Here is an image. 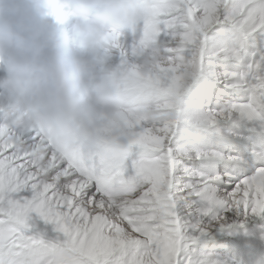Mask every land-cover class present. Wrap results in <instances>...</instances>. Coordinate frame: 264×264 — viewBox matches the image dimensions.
I'll return each mask as SVG.
<instances>
[{"label": "snow or ice", "instance_id": "snow-or-ice-1", "mask_svg": "<svg viewBox=\"0 0 264 264\" xmlns=\"http://www.w3.org/2000/svg\"><path fill=\"white\" fill-rule=\"evenodd\" d=\"M145 2L127 151L0 138V264H264V0Z\"/></svg>", "mask_w": 264, "mask_h": 264}, {"label": "clouds", "instance_id": "clouds-1", "mask_svg": "<svg viewBox=\"0 0 264 264\" xmlns=\"http://www.w3.org/2000/svg\"><path fill=\"white\" fill-rule=\"evenodd\" d=\"M147 10L145 0H0V95L8 101L0 123L42 133L61 153L101 142L125 99L119 76L99 78L85 53L105 49ZM69 18L67 36L59 25ZM112 135L125 150L128 137L118 128Z\"/></svg>", "mask_w": 264, "mask_h": 264}, {"label": "bare ground", "instance_id": "bare-ground-1", "mask_svg": "<svg viewBox=\"0 0 264 264\" xmlns=\"http://www.w3.org/2000/svg\"><path fill=\"white\" fill-rule=\"evenodd\" d=\"M52 19L53 23H56L54 18ZM75 21L72 18H69L66 20L63 24H60L59 27L64 31L65 35L70 36L71 35V29L72 25ZM143 26L144 21H140L133 29H125L122 33H118L120 37V43L123 49L128 50L129 46L134 42L138 41L142 34H143ZM115 47V41L114 40H108L107 47L105 49H100L96 52H89L88 55H86V58L95 65L96 72L99 78L107 79L112 76V74H117L120 78V83L122 87V94L125 99V105L124 107L118 111L115 114V117L110 122L108 128L105 129V139L110 141L108 144L99 142L98 144L104 145L109 153L113 156H117L121 153H124L127 151V149L130 146V140L131 137L128 134L127 131V119L124 115L125 112L131 111L133 106L131 103L133 102L132 99V92H131V86L126 83L125 80V72L128 64L135 65L136 67H139L140 70L144 73H147L150 68L151 64V58L150 56H143V59H141V55H137L135 52L132 53L134 56V59L132 61H126L123 58H115V54L113 51L110 52V48ZM122 59L125 61L124 64H122ZM145 61L148 62V67L145 70L144 64ZM2 70H0V75H2ZM8 101L3 95H0V104H6ZM120 129L124 135L128 137L127 141V148L125 150H118L114 147L116 143V137L112 135L113 129ZM16 130V129H15ZM8 131V127L6 125H0V138H4L6 133ZM18 134H22L19 130H17ZM38 134L42 135L43 138L47 140L44 134L37 132ZM13 134L9 137V139L15 143L19 140V135ZM96 144V145H98ZM95 145V146H96ZM85 147L88 148V150H93L95 146L85 145V144H74L70 151L64 152V153H71L75 148L77 147Z\"/></svg>", "mask_w": 264, "mask_h": 264}]
</instances>
